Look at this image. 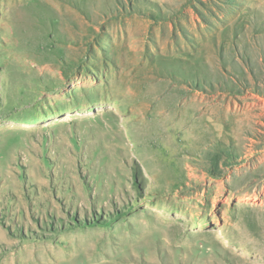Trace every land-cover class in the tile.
Segmentation results:
<instances>
[{
  "label": "rangeland",
  "instance_id": "374dc122",
  "mask_svg": "<svg viewBox=\"0 0 264 264\" xmlns=\"http://www.w3.org/2000/svg\"><path fill=\"white\" fill-rule=\"evenodd\" d=\"M0 264H264V0H0Z\"/></svg>",
  "mask_w": 264,
  "mask_h": 264
},
{
  "label": "bare ground",
  "instance_id": "6f19581e",
  "mask_svg": "<svg viewBox=\"0 0 264 264\" xmlns=\"http://www.w3.org/2000/svg\"><path fill=\"white\" fill-rule=\"evenodd\" d=\"M261 14V13H260ZM245 31V30H244ZM261 38V37H260ZM258 45V44H257ZM247 121V120H246Z\"/></svg>",
  "mask_w": 264,
  "mask_h": 264
}]
</instances>
